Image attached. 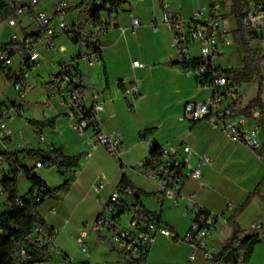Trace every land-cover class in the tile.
<instances>
[{"label":"crops","instance_id":"crops-1","mask_svg":"<svg viewBox=\"0 0 264 264\" xmlns=\"http://www.w3.org/2000/svg\"><path fill=\"white\" fill-rule=\"evenodd\" d=\"M127 1L113 17L116 24L102 35V61L99 65L90 67L84 60L74 61L72 55L75 49L70 36L58 37L51 49L41 50L40 64L30 74L33 89L20 101L22 114L11 123L16 136L0 142V152L14 149L20 164L50 188L59 187L65 179L55 167H35L38 158L26 151L61 146L67 155L82 154L81 170L68 191L58 198H45L37 207L38 215L53 231L52 264L58 258L53 254L54 250L73 255L77 264L120 262L118 251L105 234L89 231L87 256L77 252L74 237L81 225L91 224L102 211L112 191L120 186L123 173L141 191L139 200L142 206L159 214L161 220L178 236L186 232L193 216L192 211L185 212V197L192 195L200 206L223 213L228 218L251 193L258 190L259 194L252 198L237 222L247 236L255 235L253 223L264 224L263 92V104L251 109L259 110L255 122L261 148L257 153L242 143L228 140L205 121L190 122L184 119V103L203 101L211 95L212 90L199 86L194 75L176 64L175 55L167 49L171 32L163 25L161 18L166 4L171 13L188 16L202 7L206 0ZM76 13L74 19L82 20ZM133 18L140 23L134 29L131 28ZM26 25L20 18L15 27L8 25L7 17L0 20V45ZM120 27H125L123 34ZM63 37L67 40L59 41ZM62 47L66 48L65 54L59 52ZM134 61L142 65L134 66ZM61 62H66L67 69L72 71V85L85 95L86 104L95 101L101 103L97 113L100 126L106 131L122 134L118 158L109 155L104 146H94L92 130L77 133L70 127L69 112L55 92L62 75ZM17 67L18 59L15 58L9 69H1L0 105L17 101L10 76V72ZM248 84L239 88L236 99L220 101L218 107L231 106L237 113L251 118V110L249 115L241 111L256 97L258 87L253 94L245 95ZM131 87H136L137 91H131ZM31 121L41 124L36 126ZM35 130L44 133V141L33 134ZM146 130L152 132L141 137L140 133ZM182 144L189 145L197 153H207L211 161L201 168L199 178L184 182L181 197L174 203L171 198L159 194L158 185L144 175L139 163L150 155L154 145ZM99 179L103 181V186L96 190ZM15 184L18 196L27 198L30 185L24 172L16 175ZM4 208L0 207V211ZM231 232L226 222L218 224L212 233L214 254L221 250ZM191 254L195 255L193 261L190 260ZM146 264L210 263L187 243L158 236L146 254ZM238 264H264V243L258 242L250 259Z\"/></svg>","mask_w":264,"mask_h":264},{"label":"built area","instance_id":"built-area-1","mask_svg":"<svg viewBox=\"0 0 264 264\" xmlns=\"http://www.w3.org/2000/svg\"><path fill=\"white\" fill-rule=\"evenodd\" d=\"M5 2L11 9L7 16L8 25L15 27L21 17L27 18V25L12 33L10 38L0 45V69H9L14 59H18V67L10 72L11 85L16 92L17 101L0 105V142L12 140L16 136L11 123L22 114L20 101L33 89L30 74L40 64L41 50L51 49L53 41L58 37L70 36L75 49L73 60H84L90 67L99 65L102 61V35L105 30L112 29L116 24L113 17L118 12L107 7L100 11V23L94 24L92 20L83 22L70 19V5L66 0ZM100 3L101 0L97 4ZM161 22L171 32L167 49L175 55L177 65L181 67V64H193L183 68L184 71L194 75L199 86L212 90L211 95L203 101L185 102L183 118L190 122L205 121L228 140L242 143L257 153L261 148L259 130L255 122L259 110H251L249 118L237 113L234 107L219 108L218 103L234 100L239 95V87L225 75L226 68L221 66L225 50L233 45V33L238 27L257 31L260 38L256 47L264 58V0H246V7L238 16L222 12L218 0H206L202 7L188 16L171 13L166 4ZM139 25V20L133 18L131 28ZM119 30L123 34L125 27H120ZM59 52L65 54L66 48H60ZM132 64L142 65L139 61ZM59 66L62 78L55 92L69 112L70 127L77 133L92 130L95 137L94 146L102 145L109 155L118 158L122 134L118 131H106L100 126L97 113L101 103L95 101L87 105L85 95L72 85L73 74L67 69L66 62H61ZM130 90L136 92L137 88L131 87ZM33 134L40 141L45 140L43 132L35 130ZM160 151L159 156H149L147 160L140 161L139 166L144 175L158 185L160 195L177 203L184 182L199 178L201 168L209 164L211 159L207 153H197L186 144L162 146ZM35 167L49 168V165L38 160ZM21 172L22 167L14 149L0 152V196L5 195L3 180ZM102 186L103 181L99 179L96 190ZM135 193V189L129 185H120L112 191L95 220L91 224L81 225L77 230L74 237L77 252L86 256L89 254L87 236L89 231L94 230L106 235L118 251L120 262H132L142 257L158 236L187 243L195 251H199L205 260L212 257V233L220 222H226L227 217L223 213L200 206L194 195L185 197V212L190 210L193 216L186 232L178 236L162 220L148 213L134 198ZM35 200L38 201L39 198ZM47 227L49 226L45 223V228ZM45 228L36 226L33 235H40L44 243L52 246L53 232H48ZM252 229L259 242L264 243V224L255 222ZM53 254L58 255L55 264H77L73 255L55 250ZM194 259L195 255L191 254L190 260Z\"/></svg>","mask_w":264,"mask_h":264},{"label":"trees","instance_id":"trees-1","mask_svg":"<svg viewBox=\"0 0 264 264\" xmlns=\"http://www.w3.org/2000/svg\"><path fill=\"white\" fill-rule=\"evenodd\" d=\"M226 1L229 6L227 13L234 16H238L246 7V0ZM127 2V0H101V3L98 5L96 0H79L78 3L69 6L68 12H78L83 22L92 20L94 24H99L101 10L108 7L120 11ZM10 12L11 9L5 0H0V20L6 18ZM233 44L239 50L241 63L239 66H232L225 69V75L239 88L244 84L252 82L254 79H257L259 82L256 97L249 101L241 111V113L249 115V111L254 106H261L263 104L261 100V83L264 77L261 73V65L264 62V58L256 48L251 46L250 39L247 37V30L241 27H238L233 33ZM190 66H193V64H181L182 68ZM61 78L62 75L58 81ZM31 124L39 126L41 123L31 121ZM150 132L152 130L142 131L140 135L141 137H145ZM26 152L37 157L41 162L48 164L49 167H55L60 176L65 180L59 187L50 188L40 177L32 174L30 169L23 167L20 162L22 172H24L30 185L28 197L22 198L17 194L15 184L17 173L13 177H6L3 180L5 208L0 211V264L53 263L51 245L44 243L40 235H33V230L36 226L45 228V222L38 215L37 207L47 197L58 198L60 195L66 193L81 170L80 160L82 154L67 155L61 146H52L48 150H27ZM160 153V147L154 145L149 156L156 157ZM120 185L133 187L136 192L134 198L140 202L139 194H141V191L132 185L125 173L121 176ZM258 194V190L251 193L235 209L234 213L226 219V224L232 229L231 235L221 250L207 260L210 264H238L239 262H246L250 259L252 251L259 240L256 235H245L244 230L237 222V218L248 206L252 198ZM36 198H39V200L36 201ZM146 211L155 215L158 220H161L159 214H155L147 209ZM45 229L48 232H53L50 227ZM146 254L132 262L124 261L112 264H146Z\"/></svg>","mask_w":264,"mask_h":264},{"label":"rangeland","instance_id":"rangeland-1","mask_svg":"<svg viewBox=\"0 0 264 264\" xmlns=\"http://www.w3.org/2000/svg\"><path fill=\"white\" fill-rule=\"evenodd\" d=\"M66 1L70 5H74V4L79 2V0H66ZM98 1L99 0H96V3H98ZM218 4H219V8L221 9L222 12H224V13L228 12L229 6H228V3L226 0H218ZM76 15H77L76 12H71L69 15V18L74 19L76 17ZM78 17L80 19H82V17H80L79 15H78ZM20 21L27 23V18L21 17ZM3 27H5L4 24H3ZM247 37L250 39L251 46L257 49L256 46H257L259 38H260L259 35H257V31L253 30V29L248 30L247 31ZM66 40H67L66 37L59 39V41H61V42H64ZM240 63H241L240 53H239V50L234 46V44L232 46L226 48L225 55L223 56L221 66L225 67L227 69V68L232 67V66H239ZM0 73L2 74L1 69H0ZM261 73H262V76L264 77V62L261 65ZM1 74H0V78L2 77ZM256 87H259V82L257 81V79H254L252 82H250V84L245 86V92H246L245 95L253 94V91L256 89ZM261 88H262L261 90H262L263 96H264V80L261 83ZM3 206H5V197L2 195L0 197V207H3Z\"/></svg>","mask_w":264,"mask_h":264}]
</instances>
